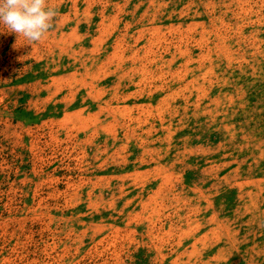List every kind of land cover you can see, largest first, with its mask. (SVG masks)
<instances>
[{
  "label": "rangeland",
  "instance_id": "rangeland-1",
  "mask_svg": "<svg viewBox=\"0 0 264 264\" xmlns=\"http://www.w3.org/2000/svg\"><path fill=\"white\" fill-rule=\"evenodd\" d=\"M47 3L0 24V264H264V0Z\"/></svg>",
  "mask_w": 264,
  "mask_h": 264
},
{
  "label": "clouds",
  "instance_id": "clouds-1",
  "mask_svg": "<svg viewBox=\"0 0 264 264\" xmlns=\"http://www.w3.org/2000/svg\"><path fill=\"white\" fill-rule=\"evenodd\" d=\"M57 15L47 0H0V24L31 42L43 38Z\"/></svg>",
  "mask_w": 264,
  "mask_h": 264
},
{
  "label": "crops",
  "instance_id": "crops-1",
  "mask_svg": "<svg viewBox=\"0 0 264 264\" xmlns=\"http://www.w3.org/2000/svg\"><path fill=\"white\" fill-rule=\"evenodd\" d=\"M68 21L62 22L61 23V27L66 25L67 23L69 24V31L67 32L68 36H66L65 38H61L60 39V44H56V48L59 50H64L66 49L67 51L69 50V48H71L75 41L73 38H70V36H72L75 32V30L77 29V26L80 25L82 22V18H80L77 15H73L71 18L68 17L67 19ZM68 25H66L67 27ZM98 37V35H96ZM80 50V49H79ZM77 51V50H76Z\"/></svg>",
  "mask_w": 264,
  "mask_h": 264
}]
</instances>
